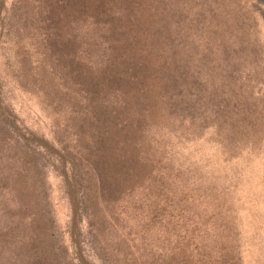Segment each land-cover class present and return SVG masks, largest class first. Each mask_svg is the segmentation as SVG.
<instances>
[{"label":"rangeland","instance_id":"1","mask_svg":"<svg viewBox=\"0 0 264 264\" xmlns=\"http://www.w3.org/2000/svg\"><path fill=\"white\" fill-rule=\"evenodd\" d=\"M0 264H264V0H0Z\"/></svg>","mask_w":264,"mask_h":264}]
</instances>
